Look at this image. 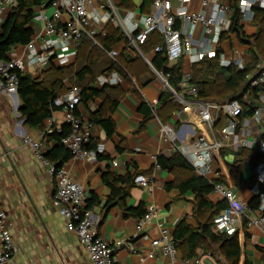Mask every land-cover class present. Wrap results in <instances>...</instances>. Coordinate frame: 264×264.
Listing matches in <instances>:
<instances>
[{"label": "crops", "instance_id": "crops-1", "mask_svg": "<svg viewBox=\"0 0 264 264\" xmlns=\"http://www.w3.org/2000/svg\"><path fill=\"white\" fill-rule=\"evenodd\" d=\"M113 1L117 5L121 2V0ZM43 2L45 3L43 7L39 5L34 8L35 15L31 21V26L34 29L33 38L44 27V21L37 17V13L42 11L51 16L54 12V8L48 0H43ZM93 2L95 11L92 16V26L98 35L103 33L108 22L102 20V16L107 11V0H93ZM132 2L133 7L130 8L118 6L120 13L125 16L131 12L129 25L141 26L142 16L152 11V1L146 4L145 0H132ZM174 7L175 9L179 8V2H175ZM186 8L198 11L201 8V0H189L186 3ZM9 11L7 9L4 11L3 20ZM63 19L64 17L55 19L54 22L61 26ZM247 22L255 23L243 18L240 21L242 30L247 36H250L258 28L255 24L256 29L248 32ZM178 24L177 21L176 26ZM114 25L118 26L116 23ZM223 33H227V38L214 44L215 49L220 47V53L225 55L224 44L227 42L234 48L232 57L235 53L241 54V51L236 47V42H242L247 47V54L241 55L249 57L248 44L243 42L235 31L228 32L227 30ZM207 40L208 37L204 34L202 26L198 25L193 35L194 48H201V45ZM25 45L14 46L8 52V58L24 55ZM126 46V39H122L112 48L118 49L121 54L125 51ZM129 54L131 58H138H134L135 60L131 63L135 76L127 79L121 74L122 79L119 83L106 84L116 87L120 91L117 106L112 112H109L114 120L116 132L109 136L100 125L89 123L90 108L97 109L101 104L98 98L88 102L82 101L77 106L76 112L81 116L90 133L94 154L85 159L71 156L64 165L87 190V199L82 205L81 211L87 206V200L98 199L97 203L85 209L96 224L97 232L109 243H115L119 239L127 241L126 246L115 250V264H156L158 262L175 264L168 255L163 254L160 250L155 252L154 257L146 255L147 251L152 248V239L160 236L162 227H166L172 237L182 221L192 227H198V219L194 214L195 195L191 190L182 193L179 188L174 186L173 183L176 182L179 171L177 170V173L169 171L157 161L159 156L170 157L175 152L170 142L163 137L161 127L165 122L171 123L179 137L186 143L191 139L193 132L199 133L201 130L208 132V130L204 126L196 125L187 112H182L178 116L180 107L168 113L159 102L162 92L166 89L162 80L151 69L156 51L151 49L147 51L146 55L139 53L140 57L133 53ZM75 57L67 64L57 65H69L75 60ZM141 63L143 65L145 63L151 71L141 69ZM177 63L181 65L183 73H185L191 72L195 62H192V54L185 52L179 60L167 64ZM260 64L264 66V59ZM42 70L29 66L23 72L36 77ZM95 85L104 86H99L97 82ZM21 103L19 95L16 100L14 94L9 95L0 90V206L8 213V228L17 247L10 264H92L85 245L74 232L68 230L67 221L59 212V207L54 200L55 176L49 171L43 160L35 155L32 147L24 142L25 136L40 140L42 131L25 123V118L19 111ZM157 108H159L160 114H157ZM224 121V119L221 120L217 130ZM50 122L54 123L55 129L58 131L66 124L65 112L62 107H56L51 116L44 119L43 125L46 126ZM252 128L253 137L264 135V118ZM56 144L55 139L43 142L41 152H46ZM221 152L222 158L218 162L223 177L226 178V183L234 189L238 196L249 203L257 195L253 189L254 181L251 180L255 171L248 168L243 169L240 172L243 177L242 181L232 182L229 177V165L235 161L237 151L225 147ZM98 153L102 157H99ZM105 173L115 174L123 179L128 178L129 181H132L136 173H143L151 178L153 185L151 190L134 183L129 187V196L126 198V204L129 207L141 204L147 210L151 205L156 208L155 215L149 221H144L141 229L137 227L141 217L127 216L120 204H109L112 189L104 180ZM119 185L126 187L127 182L120 181ZM209 197L214 203L223 200L214 192L209 194ZM262 202L261 199V204ZM256 210L253 212L255 213ZM237 233L241 246L240 264H264V248L259 229L244 224ZM185 250L186 244H181L178 247L179 257L183 258ZM195 252L194 257L205 256L204 259L207 254H210L205 253L202 247H197ZM210 255L217 264H226L222 255L218 253Z\"/></svg>", "mask_w": 264, "mask_h": 264}, {"label": "built area", "instance_id": "built-area-1", "mask_svg": "<svg viewBox=\"0 0 264 264\" xmlns=\"http://www.w3.org/2000/svg\"><path fill=\"white\" fill-rule=\"evenodd\" d=\"M48 1L53 6L54 12L51 16L42 11L37 13V17L43 19L44 27L25 45L24 55L0 62V90L6 94L13 95L18 92V71L23 72L29 66L42 70L52 63L60 65L69 63L76 56L80 39L84 34L97 42L95 40L97 31L92 26V16L95 11L93 0ZM188 1L153 0L152 11L142 16V24L139 26L129 25L131 12L122 16L116 2L107 0V11L102 16V20L116 23L126 34L129 45L141 55L144 54L140 50V44L145 42L151 32L157 30L163 36V43L157 45L154 50L163 52L168 64L179 60L185 52L192 54V62H198L206 57H215L217 49L213 47L214 44L219 41L221 33L229 30L232 24L229 0H201V8L198 11H189L186 8ZM175 2H179V8L175 9ZM16 4L17 0H0V25L3 22L4 11L11 10ZM44 4L43 2L41 6L43 7ZM255 6L264 8V0H239L240 12L244 20H253ZM62 17H64L62 25L57 26L55 19H62ZM177 21L178 26H176ZM198 25L202 26L208 40L201 45V48L195 49L193 35ZM108 54L116 60L119 51L113 47ZM219 61L222 65L234 64L243 69L250 62V57L235 53L232 57L226 58L223 53H219ZM151 69L162 80L165 89L172 93L174 101L179 104L178 116L182 112H187L196 125L204 126L210 132V134L204 130L199 133L193 132L191 139L186 143L179 137L171 123L165 122L161 127L163 137L170 142L173 150L179 152L197 174L207 178L213 185L214 193L227 201V207L215 216L213 229L216 232L233 235L244 224L255 226L260 231L264 248V193L259 191V183L264 182V160L255 169L253 189L256 194L261 195L263 200L255 213L245 199L238 196L226 182L220 180L223 173L218 162L222 158L221 151L225 147L234 151L240 148H256L264 154V135L253 137L252 128L264 118V89L260 94V105L254 113L240 118L243 107L237 98L225 102L199 99L197 88L190 82L191 72L183 74L180 89L176 90L169 83V73H166L164 69H156L152 65ZM246 77L252 86L264 87V66L259 63L256 70L247 72ZM121 79V73L113 70L109 74L99 75L97 84L99 86L117 84ZM81 102L82 97L78 86H72L53 100L56 107L64 109L66 123L70 126L68 134L62 138L63 144L70 150L72 157L85 159L94 152L85 146L90 139V133L83 119L76 112ZM222 119L225 121L217 130ZM54 130V123L50 122L45 126L40 140L25 136L24 142L32 147L35 155L43 160L55 176L54 200L60 214L67 221L68 230L74 232L85 245L91 263L115 264V250L126 246L127 241L119 239L115 243H109L97 232L96 224L91 220L89 212L81 211L87 199L86 188L71 175L65 165L55 169L41 152L43 142L47 141L46 134ZM134 183L148 190L153 188L151 178L143 173L134 176ZM155 213L156 208L151 205L138 220V229H141L142 223L149 221ZM151 247L146 253L148 257H154L155 252L160 250L175 264H217L210 254L206 255V259H204L205 256L179 257L174 239L166 227L161 228L159 237L152 239ZM16 250L17 247L8 228V213L0 206V264H10Z\"/></svg>", "mask_w": 264, "mask_h": 264}, {"label": "trees", "instance_id": "trees-1", "mask_svg": "<svg viewBox=\"0 0 264 264\" xmlns=\"http://www.w3.org/2000/svg\"><path fill=\"white\" fill-rule=\"evenodd\" d=\"M151 1L153 2V0H145V4ZM42 3L43 0H17V4L8 12L0 25V62L8 59V52L14 46L27 44L32 40L34 29L31 26V21L35 15L34 8ZM228 4L232 10V24L228 32L235 31L239 38L248 44L250 62L243 69L234 64L222 65L219 61L220 47H218L215 57H206L193 63L190 82L197 88L199 99L225 102L237 98L243 107V113L240 115V118H243L252 115L260 105L259 98L264 89L262 85L252 86L246 77L247 72L256 70L258 64L264 59V8L259 6L253 8L252 21L258 29L254 34L247 36L240 23L242 14L239 0H229ZM118 6L130 8L133 7V2L132 0H121ZM225 38H227V33L222 32L219 40ZM122 39L127 41L126 34L112 21H108L103 33L96 35L97 42L86 34L81 37L75 60L71 64L59 66L52 63L36 77L18 71V95L22 102L19 111L25 118V123L32 128H39L43 133L45 131L44 119L50 117L56 108L53 103L54 98L65 93L72 86H78L83 102L96 98L101 101L97 109L90 108L89 123L98 124L107 135H113L116 132V126L109 112H112L117 106L120 91L110 85L98 87L95 84L99 75L109 74L113 70H117L127 79L135 76L131 63L138 58H131L129 53L139 57L141 55L133 46L129 45L128 41L125 51L119 54L116 60L108 54L112 46ZM162 43V34L155 30L148 35L144 43L140 44V50L146 55L147 51L154 50L157 45ZM152 64L156 69H164L166 73H169L168 80L171 86L176 90L180 89V82L184 74L180 64L168 65L165 54L157 51ZM141 65V69L151 71L145 63L144 65L141 63ZM159 102L168 113L180 107L167 89L162 92ZM157 114H160L159 108H157ZM69 130L70 126L66 123L60 131L55 129L52 133L46 134L47 140L55 139L57 141L55 146L42 153L54 165L55 169L62 167L72 156L70 150L62 142V138L68 134ZM91 143L89 139L85 145L89 150H93ZM98 156L102 157L100 153ZM263 160L264 154L256 148H240L236 152L235 161L229 165L231 181L239 183L243 179L240 173L243 169L248 168L255 171L257 165ZM157 161L169 171L177 173L178 170L179 174L176 182L173 183L174 186L179 188L182 193L191 190L195 195L194 214L198 219V227H192L182 221L173 234L177 249L181 244H186L183 257H194L196 248L202 247L205 253L222 255L226 264H240L241 246L238 233L228 235L213 229L214 218L227 207V201L223 199L214 203L210 199L209 194L213 192V185L207 178L197 174L179 152L175 151L170 157L159 156ZM104 180L112 189L109 204H120L127 216L142 217L147 212V209L141 204L136 207H129L126 204L129 187L134 185V177L132 181H129L128 178L123 179L115 174L105 173ZM220 180L226 182L225 177H221ZM251 180L255 182V175L251 177ZM120 181H126L127 186L121 187ZM259 191L264 193V182L259 183ZM261 199L260 194L255 195L250 200L249 206L253 210L259 209ZM97 202L98 199L87 200L85 209ZM85 209L82 211L84 212Z\"/></svg>", "mask_w": 264, "mask_h": 264}, {"label": "rangeland", "instance_id": "rangeland-1", "mask_svg": "<svg viewBox=\"0 0 264 264\" xmlns=\"http://www.w3.org/2000/svg\"><path fill=\"white\" fill-rule=\"evenodd\" d=\"M189 11H192V9H189ZM246 29L248 32L253 31L254 29H256L255 24H253L252 22H247L246 24ZM236 47L241 51L240 53L243 55L247 54V47L244 43L242 42H236ZM234 48H232L227 42L224 44V52L227 58H230L232 53H233Z\"/></svg>", "mask_w": 264, "mask_h": 264}, {"label": "water", "instance_id": "water-1", "mask_svg": "<svg viewBox=\"0 0 264 264\" xmlns=\"http://www.w3.org/2000/svg\"><path fill=\"white\" fill-rule=\"evenodd\" d=\"M16 100L18 99V92L14 94Z\"/></svg>", "mask_w": 264, "mask_h": 264}]
</instances>
